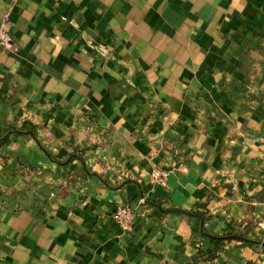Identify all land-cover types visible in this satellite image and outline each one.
<instances>
[{
	"label": "crops",
	"instance_id": "crops-1",
	"mask_svg": "<svg viewBox=\"0 0 264 264\" xmlns=\"http://www.w3.org/2000/svg\"><path fill=\"white\" fill-rule=\"evenodd\" d=\"M3 11L0 264H264V0Z\"/></svg>",
	"mask_w": 264,
	"mask_h": 264
},
{
	"label": "built area",
	"instance_id": "built-area-1",
	"mask_svg": "<svg viewBox=\"0 0 264 264\" xmlns=\"http://www.w3.org/2000/svg\"><path fill=\"white\" fill-rule=\"evenodd\" d=\"M7 22V12L3 11L0 14V46L6 50L14 51L16 46L6 29ZM167 174L168 170L159 166H152L148 173L149 180L160 185L165 184ZM111 218L118 227L127 229L132 223L133 212L129 205L119 202L113 209Z\"/></svg>",
	"mask_w": 264,
	"mask_h": 264
},
{
	"label": "trees",
	"instance_id": "trees-1",
	"mask_svg": "<svg viewBox=\"0 0 264 264\" xmlns=\"http://www.w3.org/2000/svg\"><path fill=\"white\" fill-rule=\"evenodd\" d=\"M211 234V233H210ZM213 235V234H211ZM218 237V236H217ZM225 237H232V235H229V236H225ZM233 237H237V236H233ZM238 237H241V236H238Z\"/></svg>",
	"mask_w": 264,
	"mask_h": 264
}]
</instances>
